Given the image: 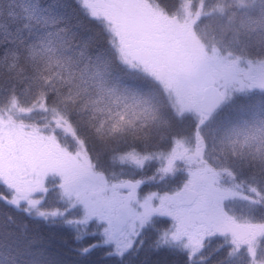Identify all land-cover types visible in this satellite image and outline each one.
<instances>
[{"label":"snow or ice","instance_id":"1","mask_svg":"<svg viewBox=\"0 0 264 264\" xmlns=\"http://www.w3.org/2000/svg\"><path fill=\"white\" fill-rule=\"evenodd\" d=\"M0 264H264V0H0Z\"/></svg>","mask_w":264,"mask_h":264},{"label":"rangeland","instance_id":"2","mask_svg":"<svg viewBox=\"0 0 264 264\" xmlns=\"http://www.w3.org/2000/svg\"><path fill=\"white\" fill-rule=\"evenodd\" d=\"M195 7V6H194ZM224 24V21L219 19V17H206L203 18L200 23L197 25L198 32L201 33L202 36H204V39L207 43H211L213 39V33L217 37L220 35V27ZM206 30L207 34H204V31ZM231 33H227L225 36V39H227ZM257 99L256 95L250 96L248 99H244L242 97H239L235 103L236 104H243V105H251L254 104ZM166 125V124H165Z\"/></svg>","mask_w":264,"mask_h":264},{"label":"trees","instance_id":"3","mask_svg":"<svg viewBox=\"0 0 264 264\" xmlns=\"http://www.w3.org/2000/svg\"><path fill=\"white\" fill-rule=\"evenodd\" d=\"M173 2L176 3V2H178V0H173ZM194 6H195V4H193V7ZM240 14L241 13L238 12V16ZM248 14L249 15H256V12L253 10V11H249ZM219 19H221L222 21H224L222 18H219ZM255 35L256 34H253L254 37H255ZM151 87H152V89L156 93V101L155 102L157 104H159V105H162V97L160 96L158 85H156L155 83H153L151 85ZM145 94L151 96V93L148 92L147 89L145 90ZM249 97L250 96H248V97H242V98L248 99ZM185 115H187V113ZM157 116H158V118L161 121H166L167 123H166V125L163 128H161L159 130H157L154 125L150 126L151 127V131H152V139L153 140H156L159 137V135H160L161 132H167V131H169V128L172 127V126H174L176 124V118L173 116V114L171 113V111H169L166 107L160 106V110L157 113Z\"/></svg>","mask_w":264,"mask_h":264}]
</instances>
